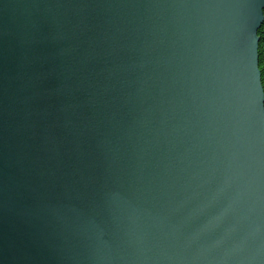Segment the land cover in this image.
Returning a JSON list of instances; mask_svg holds the SVG:
<instances>
[{"label":"water","instance_id":"water-1","mask_svg":"<svg viewBox=\"0 0 264 264\" xmlns=\"http://www.w3.org/2000/svg\"><path fill=\"white\" fill-rule=\"evenodd\" d=\"M264 0H0V264H264Z\"/></svg>","mask_w":264,"mask_h":264},{"label":"trees","instance_id":"trees-1","mask_svg":"<svg viewBox=\"0 0 264 264\" xmlns=\"http://www.w3.org/2000/svg\"><path fill=\"white\" fill-rule=\"evenodd\" d=\"M259 68L261 71V80H262V86L264 90V21L263 24L261 25L259 32Z\"/></svg>","mask_w":264,"mask_h":264}]
</instances>
